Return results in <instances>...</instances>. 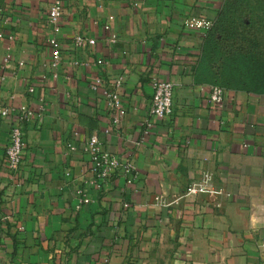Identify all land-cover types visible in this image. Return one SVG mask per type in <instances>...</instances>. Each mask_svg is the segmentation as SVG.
I'll use <instances>...</instances> for the list:
<instances>
[{
	"label": "crops",
	"instance_id": "crops-1",
	"mask_svg": "<svg viewBox=\"0 0 264 264\" xmlns=\"http://www.w3.org/2000/svg\"><path fill=\"white\" fill-rule=\"evenodd\" d=\"M224 1L61 0L53 67L50 0H10L0 107L25 104L34 116L16 172L12 120L0 117V264H264V93L226 89L212 104L211 84L195 80L205 32L184 26L215 19ZM79 34L96 43L78 46ZM96 75L123 77L120 125L89 86ZM154 79L174 84L164 118L150 114ZM93 133L132 158L136 176L97 190L84 150ZM205 170L216 189L185 196Z\"/></svg>",
	"mask_w": 264,
	"mask_h": 264
},
{
	"label": "built area",
	"instance_id": "built-area-1",
	"mask_svg": "<svg viewBox=\"0 0 264 264\" xmlns=\"http://www.w3.org/2000/svg\"><path fill=\"white\" fill-rule=\"evenodd\" d=\"M63 7L61 0H50L48 22L53 30V36L49 38V44L53 49L52 66L60 62V42L57 34L61 32V16ZM213 25L211 19L205 17H190L184 20V26L189 30L206 32ZM109 28V26H107ZM75 43L83 48L96 43L94 38L77 35ZM8 60V58H6ZM97 64H104L103 59H98ZM24 62H20L23 65ZM2 78H4L2 76ZM123 82V77L115 81L107 80L101 75H96L90 80L89 86L95 92H100L106 99L107 108L114 125H120L126 117L127 110L122 102L118 88ZM226 88L218 85H210L209 101L214 105H221L225 100ZM174 84L168 80H153V98L150 114L157 118H164L173 111ZM34 116V111L27 105L19 107H0V117L10 118L12 127L9 143L6 148L7 167L16 172L20 169L24 151V124ZM71 146V145H69ZM84 150L90 155V170L92 173V184L97 190H102L120 172L125 175L136 176V165L132 158L121 157L116 153L103 150L97 133H93L85 143ZM214 175L205 170L201 177L193 180L187 187L185 196H197L199 194L215 190ZM219 192L222 190L218 189ZM158 204L168 205L164 200L158 198ZM129 207L128 203L124 204Z\"/></svg>",
	"mask_w": 264,
	"mask_h": 264
},
{
	"label": "trees",
	"instance_id": "trees-1",
	"mask_svg": "<svg viewBox=\"0 0 264 264\" xmlns=\"http://www.w3.org/2000/svg\"><path fill=\"white\" fill-rule=\"evenodd\" d=\"M225 0L203 37L195 80L226 89L264 93V8L253 11ZM247 1V0H244ZM229 11L237 14L228 19Z\"/></svg>",
	"mask_w": 264,
	"mask_h": 264
},
{
	"label": "rangeland",
	"instance_id": "rangeland-1",
	"mask_svg": "<svg viewBox=\"0 0 264 264\" xmlns=\"http://www.w3.org/2000/svg\"><path fill=\"white\" fill-rule=\"evenodd\" d=\"M9 2H10V0H0V24L3 22L4 16L7 13V7H8ZM238 2L240 4L241 0H239ZM250 6H252L254 12L256 10L257 11H261L264 8V0H247V1L243 0L242 7H243L244 11H245L244 8H247V7H250ZM236 18H237V14L235 12H233V11H229L228 19L230 21H232V20H236ZM217 19L218 18L216 16L215 19L212 20L213 21V25L216 23Z\"/></svg>",
	"mask_w": 264,
	"mask_h": 264
}]
</instances>
